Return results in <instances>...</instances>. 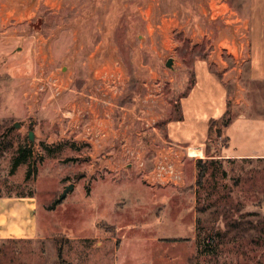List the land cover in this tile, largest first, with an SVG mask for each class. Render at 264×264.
<instances>
[{"label":"rangeland","instance_id":"rangeland-1","mask_svg":"<svg viewBox=\"0 0 264 264\" xmlns=\"http://www.w3.org/2000/svg\"><path fill=\"white\" fill-rule=\"evenodd\" d=\"M249 18L237 0H0V195L46 216L42 237L0 241V264H85L84 248L118 244L100 200L144 238L126 264H264V22ZM240 117L229 146L221 122ZM86 211L95 240L73 232Z\"/></svg>","mask_w":264,"mask_h":264},{"label":"crops","instance_id":"crops-1","mask_svg":"<svg viewBox=\"0 0 264 264\" xmlns=\"http://www.w3.org/2000/svg\"><path fill=\"white\" fill-rule=\"evenodd\" d=\"M240 1V3L243 4L244 9L248 11V16L250 17L248 20V26L250 27L251 31V23L252 18L254 15H256L259 19H263L262 23L264 22V0H237ZM261 38H264L263 31L261 33ZM247 45L249 47V51L247 52L245 61H243V69L240 71V73H245L248 75L249 80L255 81L256 78L252 77L250 75V67H248L247 72H245V67L250 64L252 59V42L251 37L249 38V41L247 42ZM263 46V45H262ZM262 46L260 47L258 54L262 53ZM244 71V72H243ZM214 77V76H212ZM222 117L215 118L210 117V121H216L221 119ZM237 120H241L240 118H234L226 127L223 129V134L227 139V143L229 146H231V141L229 136L227 135V130L237 122ZM71 123V122H70ZM70 127V125H69ZM260 146L262 148V152H264V146L260 143ZM196 148H201L196 147ZM229 149V148H228ZM171 152V151H168ZM254 154L258 153L257 150L252 151ZM188 154H192L193 152L191 149H187ZM165 160V159H164ZM156 168V163L154 164V170ZM111 170H115L114 167L111 168ZM155 173L151 171V174ZM150 174V175H151ZM151 183L149 182V188L152 190L158 189V186H163L162 179L159 178V176L153 174L151 175ZM74 185V184H73ZM76 185H74L73 190L70 192H73ZM69 193V192H68ZM103 203L100 200L99 205L97 206L95 212H99L98 219L104 220L105 222H108L111 224L113 230H111L112 234L116 233L117 235L120 234L118 237L119 243L115 241V239L111 240L109 237H105L107 240L104 244L102 242L96 241L93 243L94 246L97 247L98 252L95 250L94 252L89 251L88 248H84L85 253L80 255L87 260L85 261V264H126V262L129 261L131 258L127 252L128 248H130V244L134 242H143V237L139 236V238H136L134 240H130L126 235H124L125 232L122 233L120 227H123L122 223H118L117 220H114L112 217L110 218L111 211L109 212H103ZM141 209V208H139ZM90 213V214H89ZM85 216H83L82 220L79 221L76 227L74 228L73 232L81 239H92L95 240V238H98V231H93L92 228V222L96 221V217H93V213L90 211H86ZM46 216L40 211V208L38 206L37 200L33 196H24V195H16V194H1L0 195V241H8V240H18V241H29V240H36L42 237V229L46 230V227L42 223ZM114 231V232H113ZM68 240H73L75 238H71L67 236ZM117 244V245H116ZM80 247H82V244H78ZM116 245V246H115ZM108 250L112 249L113 246L115 249L114 254L112 256L104 255L100 250L101 247ZM93 247V246H92ZM62 249V248H61ZM100 249V250H99ZM62 253V250H61ZM71 255L74 257L75 255L71 253ZM77 257V256H76ZM130 257V258H129ZM77 259H80V257H77L76 260H73L72 264H77ZM137 260V258H135ZM80 264H84L82 261ZM141 264V263H140Z\"/></svg>","mask_w":264,"mask_h":264},{"label":"trees","instance_id":"trees-1","mask_svg":"<svg viewBox=\"0 0 264 264\" xmlns=\"http://www.w3.org/2000/svg\"><path fill=\"white\" fill-rule=\"evenodd\" d=\"M223 122V123H222ZM221 122V125L222 126H227L228 125V121H222ZM218 125H220V123L218 121H213L210 125V132H212L213 130H216L218 128ZM28 157H29V152L24 150V149H18L17 150V154L15 155V157L12 158L11 162H12V168L10 169L11 173H13V169H15L18 165L20 164H26V161L28 160ZM198 166L201 168L200 172H199V175H198V178H197V182L196 184H201V181H202V178L204 176V173H205V166L201 160L198 161ZM27 174L30 175V169H28L27 171ZM58 255H59V259L61 260V248L59 249L58 251Z\"/></svg>","mask_w":264,"mask_h":264},{"label":"water","instance_id":"water-1","mask_svg":"<svg viewBox=\"0 0 264 264\" xmlns=\"http://www.w3.org/2000/svg\"><path fill=\"white\" fill-rule=\"evenodd\" d=\"M165 66H166V68H168V69H172L173 68V59H168L167 61H166V63H165ZM33 138H34V133H33V131H29L28 132V140L29 141H33ZM73 187H74V185L73 184H70V185H68L67 187H65V189H64V192H63V194L61 195V197H60V200H63L65 197H66V195L68 194V192H70V191H72L73 190Z\"/></svg>","mask_w":264,"mask_h":264}]
</instances>
